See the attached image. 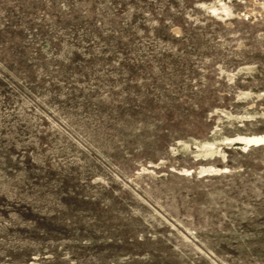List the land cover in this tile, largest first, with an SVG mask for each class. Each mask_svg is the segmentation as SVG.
I'll list each match as a JSON object with an SVG mask.
<instances>
[{"label": "rangeland", "instance_id": "rangeland-1", "mask_svg": "<svg viewBox=\"0 0 264 264\" xmlns=\"http://www.w3.org/2000/svg\"><path fill=\"white\" fill-rule=\"evenodd\" d=\"M264 0H0V264H264Z\"/></svg>", "mask_w": 264, "mask_h": 264}, {"label": "bare ground", "instance_id": "bare-ground-1", "mask_svg": "<svg viewBox=\"0 0 264 264\" xmlns=\"http://www.w3.org/2000/svg\"><path fill=\"white\" fill-rule=\"evenodd\" d=\"M239 140L243 141L245 144H249V143L257 141V140L264 141V138L263 137H261V139L260 138H250V139L249 138H243V139L241 138Z\"/></svg>", "mask_w": 264, "mask_h": 264}]
</instances>
